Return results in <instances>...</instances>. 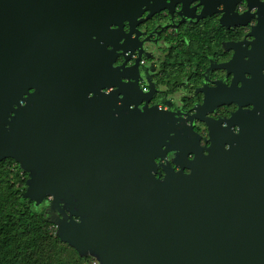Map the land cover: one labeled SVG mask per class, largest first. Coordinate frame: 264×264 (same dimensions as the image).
I'll return each instance as SVG.
<instances>
[{
	"label": "water",
	"instance_id": "water-1",
	"mask_svg": "<svg viewBox=\"0 0 264 264\" xmlns=\"http://www.w3.org/2000/svg\"><path fill=\"white\" fill-rule=\"evenodd\" d=\"M149 1L0 0V162L18 164L23 198L98 264H264V5L250 7L245 100L212 104L238 109L225 127L200 119L203 148L191 118L139 108L113 72L111 27L159 9ZM238 1L217 4L220 20Z\"/></svg>",
	"mask_w": 264,
	"mask_h": 264
},
{
	"label": "flooded vegetation",
	"instance_id": "flooded-vegetation-1",
	"mask_svg": "<svg viewBox=\"0 0 264 264\" xmlns=\"http://www.w3.org/2000/svg\"><path fill=\"white\" fill-rule=\"evenodd\" d=\"M236 1L150 0L147 6H158V10L150 13L143 6L129 24L123 21L118 29L111 27L115 32L110 37L113 45L107 46L108 55L113 72L130 77L131 101L139 108L156 107L182 119L191 118L203 148L209 146L208 131L200 119L219 121L225 127L224 121L236 112L237 105L212 104L244 101L237 90L258 65L252 59L257 15L250 7H260L264 0H239L235 14L220 20L218 11L223 6L217 4L229 8ZM203 105L209 106L202 109Z\"/></svg>",
	"mask_w": 264,
	"mask_h": 264
},
{
	"label": "trees",
	"instance_id": "trees-1",
	"mask_svg": "<svg viewBox=\"0 0 264 264\" xmlns=\"http://www.w3.org/2000/svg\"><path fill=\"white\" fill-rule=\"evenodd\" d=\"M26 178L12 159L0 162V264H98L61 242L46 208L23 198Z\"/></svg>",
	"mask_w": 264,
	"mask_h": 264
},
{
	"label": "rangeland",
	"instance_id": "rangeland-1",
	"mask_svg": "<svg viewBox=\"0 0 264 264\" xmlns=\"http://www.w3.org/2000/svg\"><path fill=\"white\" fill-rule=\"evenodd\" d=\"M42 207H45V208H47V204H45V203H44V204H42Z\"/></svg>",
	"mask_w": 264,
	"mask_h": 264
},
{
	"label": "built area",
	"instance_id": "built-area-1",
	"mask_svg": "<svg viewBox=\"0 0 264 264\" xmlns=\"http://www.w3.org/2000/svg\"><path fill=\"white\" fill-rule=\"evenodd\" d=\"M95 264V263H94Z\"/></svg>",
	"mask_w": 264,
	"mask_h": 264
}]
</instances>
